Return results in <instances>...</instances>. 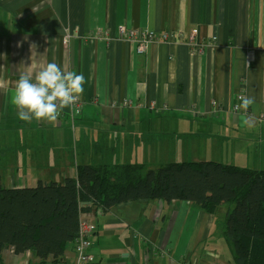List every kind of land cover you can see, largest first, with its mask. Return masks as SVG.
Masks as SVG:
<instances>
[{
	"label": "crops",
	"instance_id": "crops-1",
	"mask_svg": "<svg viewBox=\"0 0 264 264\" xmlns=\"http://www.w3.org/2000/svg\"><path fill=\"white\" fill-rule=\"evenodd\" d=\"M120 25L166 34L168 41L149 43L139 55L134 42L117 36ZM189 34L200 52L192 53ZM52 62L83 73L81 114L73 118L65 108L53 122L19 120L16 81ZM241 92L255 103L234 112ZM261 114L264 0H0V132H6L0 159L10 158L12 169L7 185L0 182L6 188L62 183L75 178L80 164L111 162L113 152L120 161L131 136L145 139L131 150L136 160L152 154L161 162L168 141V149L183 147L178 162L204 161L199 149L207 143L209 160L220 162L224 134L235 131L236 155L262 161ZM33 162L35 168L26 166ZM30 169L37 170L29 175ZM219 230L216 216L189 202L129 201L97 217L94 264H232ZM74 259L72 244L59 264ZM0 264L39 260L6 250Z\"/></svg>",
	"mask_w": 264,
	"mask_h": 264
},
{
	"label": "trees",
	"instance_id": "trees-1",
	"mask_svg": "<svg viewBox=\"0 0 264 264\" xmlns=\"http://www.w3.org/2000/svg\"><path fill=\"white\" fill-rule=\"evenodd\" d=\"M134 140L135 148L145 141L141 136ZM111 157V162L78 165L75 178L62 183L0 185V254L29 252L39 264H59L78 236L80 214L129 201L162 200L189 202L216 217L222 206L217 220L230 262L264 264V169L184 161L152 170L147 163H121L118 152Z\"/></svg>",
	"mask_w": 264,
	"mask_h": 264
},
{
	"label": "clouds",
	"instance_id": "clouds-1",
	"mask_svg": "<svg viewBox=\"0 0 264 264\" xmlns=\"http://www.w3.org/2000/svg\"><path fill=\"white\" fill-rule=\"evenodd\" d=\"M83 73L65 71L57 63L46 64L37 74H21L16 81L12 104L17 109L18 119L56 121L65 108L71 110L73 118L79 114L74 107L84 92ZM255 103V97L240 96L238 110L245 112ZM231 107V105H230ZM245 125L248 119H243Z\"/></svg>",
	"mask_w": 264,
	"mask_h": 264
},
{
	"label": "built area",
	"instance_id": "built-area-1",
	"mask_svg": "<svg viewBox=\"0 0 264 264\" xmlns=\"http://www.w3.org/2000/svg\"><path fill=\"white\" fill-rule=\"evenodd\" d=\"M117 36L119 38L132 41L136 44V52L140 55L145 52L146 47L149 43L161 39L162 41H168L166 34L157 36L154 32L148 30L129 28L124 25L117 27ZM67 43V40L64 41ZM187 44L190 45L192 53L200 52L201 48L196 47L195 34H189L187 37ZM244 95L243 92L236 95L233 111L238 112L237 105L240 103V96ZM76 108L79 109L81 114L82 102L80 99L75 104ZM259 122L264 124V114L259 117ZM102 213L101 209H92L91 212L82 213L79 216V230L78 236L73 243L74 247V264H94V241L97 231V217Z\"/></svg>",
	"mask_w": 264,
	"mask_h": 264
},
{
	"label": "rangeland",
	"instance_id": "rangeland-1",
	"mask_svg": "<svg viewBox=\"0 0 264 264\" xmlns=\"http://www.w3.org/2000/svg\"><path fill=\"white\" fill-rule=\"evenodd\" d=\"M33 129V128H32ZM34 131V130H33ZM22 132V131H20ZM25 132H31V130H25ZM40 132H43V131H40ZM69 132L70 129H69ZM125 132H129V131H125ZM235 131H230L229 133V136H228V133H225L224 134V137L226 138V144L224 145V149L221 153V156H222V160H219L221 163H227V159H229V156L230 154H226V152L228 151H233L232 154L233 155H236L238 152L240 153V148L238 146V144L234 143V139L236 138V136L234 135ZM4 133L6 132H0V136H2ZM239 137V136H238ZM135 137L131 136L128 138L129 142L130 143H124L122 149L125 151L124 153V156H127V157H124L122 160H120L122 163H126V162H143V163H149L151 164V168L152 170H156V168L162 163V161L164 160V157L168 156L169 160L168 161H172V162H178L179 159H181V157L183 156V152H182V145L181 144H178L177 146H171L169 147L168 149V141L164 142L165 144V147L164 149H162V161L161 162H157V158L154 156H152V154H148L145 159H138L136 160L135 159V156L131 154V150L133 149H136L134 146L136 144V142L133 144V142H131V139L134 140ZM19 139V138H18ZM254 140H255V143L259 146V141H260V138H259V135L257 134V136L254 137ZM135 141V140H134ZM19 142V141H18ZM263 148H264V144H263ZM165 150L167 151L168 150V153L165 152ZM201 152H200V155L201 157H205L204 161H210L209 159H212V154H210L211 152V144L210 143H207L205 147H201L199 149ZM206 153V155L204 154ZM261 154V152H260ZM0 155H1V152H0ZM261 156V155H260ZM5 161H7L5 163ZM10 158H6V159H3L1 160L0 159V182H2L4 185H7V183L9 182V175L12 171V169H9L10 167ZM164 162H167V161H163ZM234 162V165H237L241 168L243 167H246V168H249V169H264V166H262L261 164L264 163V150H263V155H262V161H254L253 160V156L250 154V156L248 157V160L245 159V157L243 155H236L235 157V160H233ZM26 163V161H25ZM24 163V165H25ZM155 163V164H154ZM30 165H33L34 168L38 165L37 163L33 162V163H29V164H26V166L30 167ZM37 169H30L29 170V175H32L35 173ZM21 173L22 172H27V170H21L20 171ZM20 174V173H19ZM8 181V182H7ZM221 208L222 206L218 209V213H217V217L218 218H221L222 217V211H221ZM228 253V252H227ZM226 253V254H227Z\"/></svg>",
	"mask_w": 264,
	"mask_h": 264
}]
</instances>
